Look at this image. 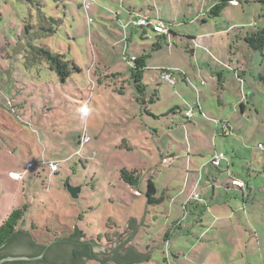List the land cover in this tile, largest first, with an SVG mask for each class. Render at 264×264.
Wrapping results in <instances>:
<instances>
[{"label":"rangeland","instance_id":"rangeland-1","mask_svg":"<svg viewBox=\"0 0 264 264\" xmlns=\"http://www.w3.org/2000/svg\"><path fill=\"white\" fill-rule=\"evenodd\" d=\"M84 1L0 0V225L26 207L19 226L37 243L79 228L113 250L142 224L131 251L156 256L150 264H264V48L244 39L264 28V4L90 0L85 9ZM216 3L223 7L213 16ZM145 15H160L173 34L129 26ZM124 30L128 59L147 55L144 94L124 55ZM44 45L81 71L62 82L44 63L30 65L31 47ZM216 149L229 152L234 171L252 173L246 198L225 188L233 184L219 175L226 160L207 162ZM50 160L59 171L43 167ZM123 169H137L139 185L126 183ZM68 185L80 188L77 198ZM191 193L199 197L187 203Z\"/></svg>","mask_w":264,"mask_h":264},{"label":"trees","instance_id":"trees-1","mask_svg":"<svg viewBox=\"0 0 264 264\" xmlns=\"http://www.w3.org/2000/svg\"><path fill=\"white\" fill-rule=\"evenodd\" d=\"M233 0H225L223 3H228ZM264 4V0H259ZM223 3H216L211 9L210 14L213 16H217L220 13V9L223 7ZM83 6V4H82ZM163 20V19H161ZM164 21V20H163ZM162 34V36L166 37L168 35L163 33H156ZM167 34H173L171 30ZM245 41L248 45L255 50H261L264 48V28L258 29L257 31L251 32L244 37ZM161 48V44L159 42L152 45V50H158ZM146 57L147 55L137 56L135 60V66H131L132 71V79L134 81L135 87L139 91L140 94H144L145 92V83L143 82V72L146 67ZM30 65H34V63H44L49 67L51 71L57 74L59 79L62 82H66V80L73 74L74 71H81L80 67L77 63L72 59H66V57L62 53H57L53 51L49 46H32L30 49L29 54L27 55L26 60ZM223 153V152H222ZM223 160V159H222ZM222 160L220 166L222 164ZM55 161V160H50ZM48 161V162H50ZM47 162V163H48ZM32 163V162H29ZM45 161L43 162V167L45 166ZM212 163V162H211ZM214 165V164H213ZM215 166V165H214ZM220 166H215L219 168ZM34 167V163L32 166H28V168ZM60 169V168H59ZM220 170V169H219ZM59 171V170H58ZM57 172V171H56ZM55 173V172H53ZM121 178L131 185H139L140 183V174L138 170H131L128 171L123 169L121 171ZM156 192L155 185L151 179L148 181V190L146 195L148 197V202H156L157 199L153 196ZM26 207H20L12 210L7 217L1 222L0 225V258L6 255H14L12 254L11 247L24 237L30 238V244L38 247L40 250L34 253L28 254L29 256H39L42 254L43 250H46L43 257L41 259H37L35 261H27V260H17L12 261V264H28V263H36V264H63L64 261L60 258H54L47 253L49 248H46L45 244L37 243L35 239L30 236V232L25 229L24 227H20L19 223L22 220ZM101 237L98 236L97 238L88 239L83 231L77 228L74 233L65 237L59 241H56L54 244L58 246L60 249H64L70 251L69 253V260L72 261L73 264L80 262L82 258L87 257L89 260L95 259L102 264H106L111 260H114L115 256H120L119 260H116L118 264H132V263H141L143 261L150 260V256H137L135 258H129V256L118 252L122 249L123 245L119 244L116 249L113 250L112 253H107L105 258H99L98 254L94 251L95 245H100ZM10 252H12L10 254ZM117 252V253H116ZM129 259V260H128Z\"/></svg>","mask_w":264,"mask_h":264},{"label":"water","instance_id":"water-1","mask_svg":"<svg viewBox=\"0 0 264 264\" xmlns=\"http://www.w3.org/2000/svg\"><path fill=\"white\" fill-rule=\"evenodd\" d=\"M68 190H69V192L73 198L78 197V194L80 192L79 187L68 185ZM146 229L142 230V224L137 225L136 228L133 231H131L130 238L127 241L122 243L123 247L118 252L129 256V258H135L137 256H142L138 252H132L131 249L134 246V244L137 243L141 239V236L146 231ZM82 231H83L84 235L86 236L85 231L84 230H82ZM55 243H56V241L51 243V244L46 245V248L50 247V249H49V251H47V253H49V255L51 257L62 259V261H64L63 264H73L72 261L69 260L70 251L58 248V246L54 245ZM11 249H12V252H15L14 255L3 258L1 263L2 262L3 263L8 262V264H12L11 263L12 261H17V260H27V261L37 260V259H41L43 257V254H44V253H42L39 256H29L28 255L30 253H34V252L40 250L38 247H35V246L30 244V238H28V237H24L20 241L16 242L11 247ZM113 250H106L101 245H95L94 246V251H95V253L98 254L99 258H105V255L107 253H112ZM119 257L120 256H115L114 260H111L106 264H111L112 262H117L116 260H119ZM155 258H156V256L153 258H150V260L143 261L141 263H132V264H150ZM91 260H95V259H91ZM87 261H90V260L87 257H84L81 259L80 262H77L76 264H86ZM28 264H36V263L32 262V263H28Z\"/></svg>","mask_w":264,"mask_h":264},{"label":"built area","instance_id":"built-area-1","mask_svg":"<svg viewBox=\"0 0 264 264\" xmlns=\"http://www.w3.org/2000/svg\"><path fill=\"white\" fill-rule=\"evenodd\" d=\"M90 5H91V2L90 0H85L83 2V6L85 9H88L90 8ZM165 22L161 19H152V18H149L147 16H141V17H138L137 19H133L131 21H129V26L132 25L134 26L135 28H139V27H142V28H145V27H148V28H151L155 33H168L169 30L166 29L165 27ZM128 24H125L124 25V29H128L129 28ZM125 50H124V55L125 57L128 59L127 57V50H128V34L126 33L127 31H125ZM137 56L136 55H132L127 61L128 63L130 64V66L134 67L136 64H135V60H136ZM173 73L170 72V71H164L162 72V77L164 79H166L167 81H169L170 83H174L175 80L174 78L172 77ZM187 116L191 115V113L187 112L186 114ZM216 123H217V126H220L222 124V130L224 132H227L228 130L232 133L233 132V128L232 126L230 125L229 122H226L225 124H223L222 122L216 120ZM91 140V137L90 136H85L83 137V141L84 142H89ZM259 147H262V144H259ZM226 157V154L225 153H218L216 152V154L212 157L211 159V162L212 164H214L215 166H220V163H221V160L224 159ZM28 166H32V163H29ZM45 166H47L49 169H50V172H56L59 170L60 168V165H59V162L57 161H50L48 163H45ZM14 176H17V174L15 173ZM233 183L234 185L236 186H239V187H242L243 186V183L240 181V180H233ZM193 197L194 198H198L199 197V194L198 193H194L193 194Z\"/></svg>","mask_w":264,"mask_h":264},{"label":"crops","instance_id":"crops-1","mask_svg":"<svg viewBox=\"0 0 264 264\" xmlns=\"http://www.w3.org/2000/svg\"><path fill=\"white\" fill-rule=\"evenodd\" d=\"M146 16V15H145ZM148 17V16H147ZM149 18H152V19H162L161 18V16L160 15H157V18H154V17H149ZM164 20V19H163ZM136 29H138V28H136ZM138 32V30H136V33ZM157 35H159V34H157ZM128 45H129V37H128ZM175 70V69H174ZM164 71H166V70H163V72ZM175 72H178L177 74H175V77H176V79L177 78H180V77H182V78H184V80H186L187 79V77L185 76V74L183 73H181L179 70H175ZM217 120V119H216ZM223 124H225L226 122H229V121H221ZM216 125H217V123H216ZM221 127H222V124L220 125ZM220 126H216L217 128H220ZM216 128V129H217ZM223 128V127H222ZM229 131V130H228ZM223 133L224 134H227V132H224L223 131ZM91 141V140H90ZM261 144V143H260ZM215 152H218V153H222L223 151H217V149H216V151ZM224 153V152H223ZM229 152L228 151H226L225 152V154H226V157L223 159V160H226V167H225V169H223L221 172H220V174L219 175H221V176H223L224 175V172L226 173L227 172V174H228V176L229 177H231V180H240L242 183H243V186L242 187H239V186H235V185H233L232 184V181H231V184H226L225 185V188L229 191V190H231V188H233V189H236L237 190V193H239V192H241L242 194H243V199H244V197L246 198V194H247V191H248V189H250V190H253V187H251V179H252V173L251 172H249L250 170L248 169V172L246 171V172H244V173H239V172H237V171H234L233 170V166H235V163L233 162V158L232 159H230L229 157H227V154H228ZM212 157V156H211ZM211 157H209V159L207 160V162L209 161L210 162V160H211ZM223 160H222V164H223ZM208 162V163H209ZM207 163V164H208ZM221 164V165H222ZM201 167H202V169L201 170H203V169H205V167H206V165L204 164V163H202L201 164ZM213 171V170H212ZM218 171V170H217ZM217 172H214L213 171V173L211 174L212 176H215V178L217 177ZM226 174V175H227ZM246 174H248L247 175V177H246ZM218 178V177H217ZM214 189V196H215V187L213 188ZM193 197H192V193L189 195V199H187L186 201H187V203L188 202H190V200L192 199ZM251 198V193L250 194H248V198L247 199H250ZM185 201V202H186ZM245 201V200H244ZM246 202V201H245ZM237 207H238V204H237ZM240 208V207H239ZM231 214H236V210H232V212H231ZM131 228V227H130ZM129 228V229H130Z\"/></svg>","mask_w":264,"mask_h":264},{"label":"flooded vegetation","instance_id":"flooded-vegetation-1","mask_svg":"<svg viewBox=\"0 0 264 264\" xmlns=\"http://www.w3.org/2000/svg\"><path fill=\"white\" fill-rule=\"evenodd\" d=\"M43 251H45V253H46V250H43ZM43 251H42V253H44ZM11 253H12V252H10V254H11ZM14 253H15V252H13L12 254H14ZM8 256H11V255H6V256L0 258V264H8V262H5V263L2 262V263H1L2 259L5 258V257H8ZM32 261H35V260H32Z\"/></svg>","mask_w":264,"mask_h":264}]
</instances>
